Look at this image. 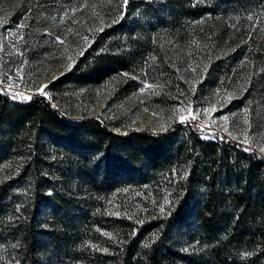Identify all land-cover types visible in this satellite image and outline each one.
Here are the masks:
<instances>
[{"label": "trees", "instance_id": "16d2710c", "mask_svg": "<svg viewBox=\"0 0 264 264\" xmlns=\"http://www.w3.org/2000/svg\"><path fill=\"white\" fill-rule=\"evenodd\" d=\"M98 10L103 28L47 84L51 99L0 94V264H264V156L189 124L115 131L73 105L76 89L105 81L122 96L149 78L176 92L189 39L204 48L200 98L236 56L263 65L264 0ZM262 78L236 103L264 97Z\"/></svg>", "mask_w": 264, "mask_h": 264}, {"label": "rangeland", "instance_id": "374dc122", "mask_svg": "<svg viewBox=\"0 0 264 264\" xmlns=\"http://www.w3.org/2000/svg\"><path fill=\"white\" fill-rule=\"evenodd\" d=\"M104 1L0 0L1 87L22 80V100L35 95L51 99L42 86L68 72L103 28L98 7ZM202 53L203 45L193 39L177 48L174 61L185 83L176 92L149 78L136 79L137 89L122 96L115 81H105L93 88L76 89L73 105L90 117L105 119L115 131H148L155 135L173 124L184 125L181 117L195 116L199 124L192 125L204 139L220 138L264 156L260 151L264 147V97L236 103L252 81L263 77L264 83V64L253 66L249 58L236 56L231 71L200 98L198 90L206 72ZM222 116L228 120L220 119ZM245 136L250 142H242Z\"/></svg>", "mask_w": 264, "mask_h": 264}, {"label": "built area", "instance_id": "2783aa9c", "mask_svg": "<svg viewBox=\"0 0 264 264\" xmlns=\"http://www.w3.org/2000/svg\"><path fill=\"white\" fill-rule=\"evenodd\" d=\"M0 92L2 95L3 94L7 95L12 99H23V96H24V92L21 91V80H19L17 83H15V85H6L5 88L1 87V85H0ZM20 94H22V95H20ZM13 96H15V98H13ZM187 124L198 125L199 122H196V118L192 119V117L187 116L185 119L184 125H187ZM205 125L208 126V124H205Z\"/></svg>", "mask_w": 264, "mask_h": 264}, {"label": "snow or ice", "instance_id": "6c2138e0", "mask_svg": "<svg viewBox=\"0 0 264 264\" xmlns=\"http://www.w3.org/2000/svg\"><path fill=\"white\" fill-rule=\"evenodd\" d=\"M249 19H251V17H249ZM23 25H21V27H22ZM69 31H71V29L69 30ZM22 38V37H21ZM57 39H59V38H57ZM85 39L87 40V37H85ZM62 42V41H61ZM69 67H71V65H69ZM43 87H47V85H43L42 86V88ZM42 88H41V94H43V92H42ZM20 95H22V94H20ZM13 98H15V96H13ZM31 97H28V96H25L24 97V99H30ZM230 98V97H229ZM215 109H213V111H214ZM208 111V109H205V112H207ZM197 115H198V113H197ZM185 117H181L180 118V122L181 123H184L185 122ZM192 119H195V116H192ZM220 119H222V120H224V121H227L228 120V117L227 116H222V117H220ZM245 122H247V121H245ZM213 123H215V121H213ZM199 127H201V131H203L204 129H203V127L202 126H199ZM224 131H228V129L225 127L224 128ZM243 143H248V142H250L249 140H248V137L247 136H245V140L244 141H242ZM245 150L247 151L248 149L247 148H245ZM260 151H262V152H264V147H261V149H260ZM164 211V209L163 208H161V212H163ZM147 246V245H146Z\"/></svg>", "mask_w": 264, "mask_h": 264}, {"label": "bare ground", "instance_id": "6f19581e", "mask_svg": "<svg viewBox=\"0 0 264 264\" xmlns=\"http://www.w3.org/2000/svg\"><path fill=\"white\" fill-rule=\"evenodd\" d=\"M0 94H1V92H0ZM196 122H197V120H196ZM208 126H209V124H208ZM223 132V131H222Z\"/></svg>", "mask_w": 264, "mask_h": 264}]
</instances>
